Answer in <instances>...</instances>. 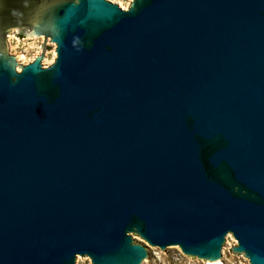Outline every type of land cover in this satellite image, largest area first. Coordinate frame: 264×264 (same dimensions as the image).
I'll use <instances>...</instances> for the list:
<instances>
[{
	"label": "water",
	"instance_id": "obj_1",
	"mask_svg": "<svg viewBox=\"0 0 264 264\" xmlns=\"http://www.w3.org/2000/svg\"><path fill=\"white\" fill-rule=\"evenodd\" d=\"M136 238L264 264V0H0V264H152Z\"/></svg>",
	"mask_w": 264,
	"mask_h": 264
},
{
	"label": "rangeland",
	"instance_id": "obj_2",
	"mask_svg": "<svg viewBox=\"0 0 264 264\" xmlns=\"http://www.w3.org/2000/svg\"><path fill=\"white\" fill-rule=\"evenodd\" d=\"M108 1L117 4L119 7L120 5H122L123 7H125V10L129 8L132 2V0H108ZM19 32L20 31L17 30V32L11 33L7 38L9 54L12 56H17V62L23 63L24 65L28 64L31 60L34 59L36 55L39 54L42 45H45L47 48L45 53V58L44 60H42V66L48 67L54 62V61L52 62V57H53V51H55L56 46L54 43H51L49 38L45 39L44 36L26 37L25 35H23V33L21 32L19 33ZM20 54L25 55V58L23 60H21L19 56ZM16 71L20 72L21 70L17 68ZM136 240L154 253V261L152 264H202L193 261L189 256L183 255L181 251L174 253L172 255L159 253L154 249H152L151 247H149L148 245L141 242L140 240H138L137 238ZM235 246H236V241L234 240L230 259L226 264H249L246 258L233 252V248ZM82 264H91L90 259L82 260Z\"/></svg>",
	"mask_w": 264,
	"mask_h": 264
},
{
	"label": "bare ground",
	"instance_id": "obj_3",
	"mask_svg": "<svg viewBox=\"0 0 264 264\" xmlns=\"http://www.w3.org/2000/svg\"><path fill=\"white\" fill-rule=\"evenodd\" d=\"M120 7H121L123 10H125V7H123L122 5H120ZM19 56H20L21 60H23V59L25 58V55H24V54H20ZM55 58H56V53H55V51H53L52 62L55 60ZM44 65H45V64H44Z\"/></svg>",
	"mask_w": 264,
	"mask_h": 264
},
{
	"label": "built area",
	"instance_id": "obj_4",
	"mask_svg": "<svg viewBox=\"0 0 264 264\" xmlns=\"http://www.w3.org/2000/svg\"><path fill=\"white\" fill-rule=\"evenodd\" d=\"M40 53H41V51L39 52V54H40ZM39 54H38V55H39ZM36 56H37V55H36ZM36 56L34 57V59L36 58ZM34 59H33V60H31L30 62L34 61ZM30 62H29V63H30Z\"/></svg>",
	"mask_w": 264,
	"mask_h": 264
},
{
	"label": "flooded vegetation",
	"instance_id": "obj_5",
	"mask_svg": "<svg viewBox=\"0 0 264 264\" xmlns=\"http://www.w3.org/2000/svg\"><path fill=\"white\" fill-rule=\"evenodd\" d=\"M15 32H17V30H16ZM19 33H20V32H19ZM21 35H22V34H21ZM8 36H9V35H6V38H8ZM7 41H8V40H7ZM20 64H23V63H20ZM23 65H24V64H23Z\"/></svg>",
	"mask_w": 264,
	"mask_h": 264
}]
</instances>
